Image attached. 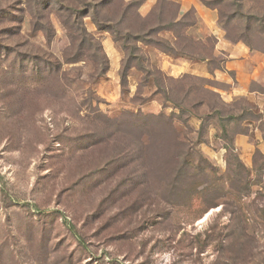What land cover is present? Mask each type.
Returning <instances> with one entry per match:
<instances>
[{"label": "rangeland", "instance_id": "obj_1", "mask_svg": "<svg viewBox=\"0 0 264 264\" xmlns=\"http://www.w3.org/2000/svg\"><path fill=\"white\" fill-rule=\"evenodd\" d=\"M128 1L122 24H158L174 53L138 42L126 67L90 15L100 49L71 45L56 1L40 7L43 32L31 2L0 0V264H264V152L247 167L232 143L264 137V89L231 94L214 50L264 53V0H242L243 14L224 0L227 31L201 0L216 22L190 6L171 26L166 2L157 17L158 0Z\"/></svg>", "mask_w": 264, "mask_h": 264}, {"label": "trees", "instance_id": "obj_2", "mask_svg": "<svg viewBox=\"0 0 264 264\" xmlns=\"http://www.w3.org/2000/svg\"><path fill=\"white\" fill-rule=\"evenodd\" d=\"M58 3L57 8V14L59 16L60 21L62 22L63 26L65 27L67 31V35L71 39V45L75 46L77 48L81 47H98L100 49L99 42L92 37L89 32L86 30V27L83 23V18L85 16H89L92 18L94 24L96 27L100 30H106L108 31L112 37L114 42L118 43V45L125 51L126 56V67L131 66L130 60L137 59L136 50L137 43L143 42L146 44L152 43L157 48L161 49L162 51H169L174 53V48L168 43L167 41H164L162 38L157 36V33L160 31V27H158V24L148 25L143 24L142 26H139L137 29L133 28V24L126 23L122 24L123 21L127 20L126 18V12L128 9L132 8V4H134V1H128L124 2V0H117V3L119 2L120 7L118 9L121 10V14L116 15V18L106 17L103 19V17L99 14V9H102L103 7H107L110 2H113L114 0H99L97 1V4L100 2L99 5L91 4L87 0H76V1H70V3H65L63 0H27V2H31L32 4H29V7L31 9L30 15H31V25L35 27L36 30L39 31H47V29L50 28V24L48 20H46L47 13L43 14L42 10L49 9L51 5H53L54 2ZM203 4H205L207 7L210 8H216L218 11V18L219 22L222 24L223 29H226L227 26L225 24V21L229 19L228 17L230 14L225 15L223 12V4L224 0H201ZM166 2L169 7H172V14L170 17V20L168 21V25H173L177 22V14L179 13V5L177 2L173 0H158L156 3L154 10H158V15L163 13V4ZM233 5L236 6L235 13L243 14L242 12V0H232ZM28 5V3H27ZM42 7L43 9H40ZM139 8V7H138ZM153 14V12L151 13ZM121 16V18H120ZM115 17V16H114ZM151 17V15H150ZM126 18V19H123ZM123 19V20H122ZM259 20L264 22L263 17H259ZM49 32V30H48ZM229 37V35H228ZM79 52V51H78ZM101 57L96 59L94 61L97 68H99V73H103L107 68V59L106 57L100 53ZM83 56V52H81L80 57ZM78 58L70 57L68 58L64 52L63 54V62H70L71 60H75ZM60 65V62H59ZM137 68L144 69V66L140 64V62H137L136 64ZM121 75V73H120ZM239 166L244 169V165L238 162Z\"/></svg>", "mask_w": 264, "mask_h": 264}, {"label": "crops", "instance_id": "obj_3", "mask_svg": "<svg viewBox=\"0 0 264 264\" xmlns=\"http://www.w3.org/2000/svg\"><path fill=\"white\" fill-rule=\"evenodd\" d=\"M173 1L178 3L180 10L193 6L196 11L200 13L201 16L206 17L208 21L212 20V22H216V17L213 16V12L203 9L202 6L198 4L197 0ZM214 50L215 54H223L226 57L220 72L227 75V81L230 79V83H232L231 94H255L258 91L255 89V86L258 84L263 85L260 87L261 90L264 89V53L252 51L241 44L229 43H225L224 46ZM232 143L235 149L239 151V158L247 167L252 164L253 153L257 148L260 147L259 149L264 152V137L261 131L256 127L246 132L236 133Z\"/></svg>", "mask_w": 264, "mask_h": 264}]
</instances>
